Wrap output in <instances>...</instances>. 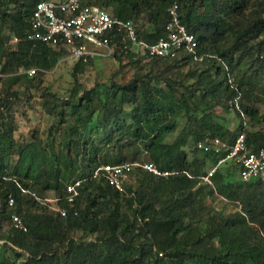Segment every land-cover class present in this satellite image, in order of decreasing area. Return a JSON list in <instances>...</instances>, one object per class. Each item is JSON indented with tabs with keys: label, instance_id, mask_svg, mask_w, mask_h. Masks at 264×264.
<instances>
[{
	"label": "trees",
	"instance_id": "1",
	"mask_svg": "<svg viewBox=\"0 0 264 264\" xmlns=\"http://www.w3.org/2000/svg\"><path fill=\"white\" fill-rule=\"evenodd\" d=\"M41 1L0 0V74L9 83L0 93V242L15 255L0 264H264V179L243 182L240 166L227 161L206 184L202 177L219 159L197 147L207 136L234 143L244 133L253 151L264 148V0H179L202 59L186 51L148 58L124 47L112 58L133 66V76L82 95L77 75L99 58L76 61L70 95L43 96L45 111L60 119L57 129L46 139L33 134L21 146L12 102L15 95L19 105L31 100L15 87L29 93L36 77L68 54L31 38ZM171 3L83 1L134 21L150 43L167 37ZM123 39L117 34L113 43ZM217 107L237 116L235 131ZM59 130L66 139L58 145ZM144 155L171 174L136 167L137 183L124 192L96 175L103 165L138 163ZM78 180L80 195L70 202L67 187ZM50 193L58 207L68 208L66 217L42 200ZM218 200L236 209L226 214ZM14 213L27 230L12 227Z\"/></svg>",
	"mask_w": 264,
	"mask_h": 264
},
{
	"label": "built area",
	"instance_id": "2",
	"mask_svg": "<svg viewBox=\"0 0 264 264\" xmlns=\"http://www.w3.org/2000/svg\"><path fill=\"white\" fill-rule=\"evenodd\" d=\"M84 0H43L37 4L33 13V31L31 38L53 47H62L68 51L65 59L88 61L91 58H110L118 49L128 48L148 58L166 57L181 51L194 53L196 58L199 41L182 21L181 3L172 0L168 8L169 22L166 26L167 37L150 43L141 38L138 25L134 21H126L115 17L100 6L83 4ZM123 34L122 42H114V36ZM31 75L36 69L29 71ZM238 102V98H236ZM238 104V103H237ZM197 147L205 153H213L218 157L216 166L203 176V182L212 184V176L219 165L233 161L240 166V178L243 182L253 179H264V148L253 151L247 144L246 135L240 134L234 143H229L220 137L207 136L197 143ZM136 167L156 175L168 176L171 172L162 171L153 163H124L120 165H103L97 169L96 175L104 174L115 189L124 192L133 178ZM81 181L72 182L67 187L69 201L74 202L80 195ZM58 199H43L51 203ZM14 198H9V206H14ZM63 217L69 213L68 208L53 207ZM12 227L27 230L23 218L14 213L11 216Z\"/></svg>",
	"mask_w": 264,
	"mask_h": 264
},
{
	"label": "rangeland",
	"instance_id": "3",
	"mask_svg": "<svg viewBox=\"0 0 264 264\" xmlns=\"http://www.w3.org/2000/svg\"><path fill=\"white\" fill-rule=\"evenodd\" d=\"M76 61L63 59L60 64L52 71L46 72L44 75L36 77L35 84L37 87L31 88V90H26L25 86H16L17 90L21 96L28 100L30 98L31 102L27 101L25 105H19V101H16V96L14 97L13 111L16 117V122L19 125L18 130L15 133V136L21 146H24L28 141L33 139V134H39L41 138L46 139L49 135V132L56 130L59 124L60 119L54 115L47 113L43 107V96L45 93L53 92L59 94L62 98L70 95L71 90L76 86L77 79L78 83L82 85L80 94L87 89L95 87L99 83H110L114 80L123 81L124 76L126 79H129L133 76L135 71L134 67L125 65L124 63L119 62L118 60L110 58H99L94 61L84 73L77 75V79L73 76L74 66ZM9 86L7 77L0 74V93H5L6 88ZM29 95L30 97H27ZM16 101V102H15ZM196 101V100H194ZM197 102V101H196ZM264 112V106H262ZM215 111L222 116H226L227 121L230 123L231 130L235 131L238 127L237 116H234L230 112H226L223 108L217 107ZM263 127V125H258L256 129ZM182 126L168 136L167 141L173 142L179 135ZM56 142L59 145L64 141L65 134L64 130H59L56 135ZM195 148L194 138L190 137L188 140L187 151L191 156V151ZM152 162L149 160L147 155L141 157L138 163H148ZM15 164V161L13 162ZM13 164V165H14ZM214 164L208 166L209 171L212 169ZM240 178V173L237 176ZM137 178L133 176L129 184L136 185ZM54 193H50V199H55ZM43 200V199H42ZM51 208L58 207L56 202L53 201L50 203ZM225 204L221 201H217V207L223 208ZM236 209L234 204L225 205V213L233 212ZM79 240H83L82 233H73ZM89 237L88 239H90ZM8 257H15L13 251L5 245V241L0 242V260Z\"/></svg>",
	"mask_w": 264,
	"mask_h": 264
}]
</instances>
